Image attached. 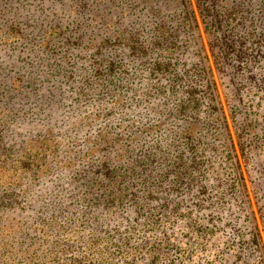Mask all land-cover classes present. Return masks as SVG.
I'll return each instance as SVG.
<instances>
[{
  "label": "trees",
  "instance_id": "obj_1",
  "mask_svg": "<svg viewBox=\"0 0 264 264\" xmlns=\"http://www.w3.org/2000/svg\"><path fill=\"white\" fill-rule=\"evenodd\" d=\"M0 7L3 37L31 45L18 82L25 75L26 87L56 84L63 94L68 84L74 99L66 106L95 107L81 116L89 146L63 147L49 126L28 123L18 144L9 141L10 121L0 120V163L21 162L18 189H0L6 240L18 231L12 220L31 218L27 226L51 238L40 251L47 264H118L110 247L121 245L130 259L120 264H209L208 256L264 264L248 198L247 211L239 210L250 215L249 228H223L227 221L219 227L226 246L212 238L214 216L227 218L223 210L247 194L236 147L247 165L264 146V0H0ZM56 8L64 13L54 20ZM75 75L84 77L80 85ZM34 101L44 122H64L48 96ZM28 141L39 142L33 156L23 151ZM259 182L260 195L264 173Z\"/></svg>",
  "mask_w": 264,
  "mask_h": 264
},
{
  "label": "rangeland",
  "instance_id": "obj_2",
  "mask_svg": "<svg viewBox=\"0 0 264 264\" xmlns=\"http://www.w3.org/2000/svg\"><path fill=\"white\" fill-rule=\"evenodd\" d=\"M15 5L18 6V3ZM56 10L57 13L56 16L54 17V20L56 17H59L61 15L60 13H64L60 11L58 8H56ZM27 13L28 14L31 13V10L28 11ZM30 18L31 17L27 19L26 21L27 24L31 23ZM13 19H18L17 15L15 16L13 15L11 20ZM200 31L203 36V42L208 56V63L211 65L214 78L217 80V76L215 75V71L210 58L211 56L207 48V43L204 34L202 32L201 25H200ZM30 46L31 45L24 47V43L19 44V40L15 39V37L5 38L0 33V61H2L0 67H3L2 70L0 71L1 74L0 76H3L4 78V79H0V80H4V83L0 82V118H1L0 120L2 121L5 120V122L6 120L10 121L9 129L7 130L9 141H13L16 139L18 140V144H22L27 138L29 132L28 133L23 132L22 130L23 127H21V125L23 123H28L30 126L33 124L37 126V127L35 126L33 127L36 128L35 131L39 128L38 126L41 127L43 126L42 127L43 129L49 126V128L45 132H50L52 136H56L57 138H60L63 142H65L63 147H66L67 144H71V142L73 143L75 142L76 144H78L77 146H89L90 142L85 143L84 141V137L89 134L88 130H86L87 126L83 125L82 123L84 122L85 117H81L85 114L84 113L85 109H83V107L86 106L85 105L83 107L78 106L76 110L72 108V106H75L74 104L72 105L70 104L69 107L66 106L74 99L73 98L74 92H72V90L69 91L68 84L62 85L65 87L64 93L67 94L65 95L63 93H60L59 90L60 87L56 84L55 85L53 84V87L49 85L48 86L44 85L43 83L38 88H33V86H31L30 88L26 87L25 75H23L22 79L18 82V78H19L18 76H21L20 74H22L21 73L22 69L20 68L22 62L21 59L25 58V56L29 54L28 50L30 49L29 48ZM72 60L73 59H71L70 61ZM80 60L79 62L81 63L82 61ZM60 73H62V71H59V75H58L59 78H60ZM13 78H14V82H13L14 89L13 86H10V82ZM83 80L84 77L80 78L79 76L75 75V82H74L75 86L77 84L80 85ZM85 85H87V83H85ZM10 94H13L14 98H12L10 101H7L8 97H10ZM26 95H28L29 97H27ZM220 95L227 114V108L225 106L224 99L222 97V94ZM40 96H44V97L48 96L49 110L51 111L54 110L56 114H59L58 117H61L62 121H64L63 123L60 124V126H58L57 124L51 125L52 123L50 121L52 119H49V121L46 120L45 122L42 120L44 113L38 110V104L34 101V98L36 97L39 98ZM79 103L80 102H78L77 104L79 105ZM88 106L89 107L86 108L95 110V107L92 108V106L90 105ZM228 122L230 125V131L233 134V127L231 125L229 118H228ZM45 142H48V140H46ZM8 143L10 142L7 141V144ZM37 144H39V142L28 141L26 142V146L23 149V151H25L27 154L30 153L33 156V154H35V152L37 151ZM236 151H237V157L239 159L241 171L244 176V181L247 190L245 192H247V194L246 197H244L243 202H241L240 204H234V207H231L227 211L223 210V213L226 214L225 216H227V218L222 217L220 215H217V217L214 216L212 222H214L215 226L213 227L214 234L212 238H214V241L220 243L219 247L226 246L225 244L221 245L223 240L225 242L226 238L222 236V231L220 228L221 225H223L227 221L228 222L230 221V224L224 225L223 228H229L230 225L233 224L235 225V227L238 226L246 227V230L249 228V225L252 224L250 215L247 213L243 215L245 209L242 212L239 210L241 207H245L247 211L248 206L246 205V203L248 198L251 204V208L254 211L258 230L261 235L262 244L264 246V230L262 225V221H264V216L263 219H261L258 211V208L261 207V210H263L264 212V194L259 195L260 191H257L258 190L257 187L260 186L259 180L263 179V173H264V146L259 147L258 151L252 157L250 163L247 165H244L242 160V155L239 153L237 147H236ZM20 164H21L20 159L19 161L17 160L14 164L10 162H6L5 164L1 165L0 163V189L2 188L6 192L11 189H13V191L18 189V186H15L14 184H17L21 173ZM240 194L243 195V192L241 191ZM238 201L237 203H239ZM202 212L203 210L200 209L198 213L201 214ZM234 215H236V217H239V219L237 220L239 222L238 224L234 223L233 220L232 221L230 220V218H233ZM30 217L33 218L32 215H30ZM198 219L202 220L201 217H198ZM30 220L31 218L27 220L25 223H22L21 221H17V219L11 221L12 224L17 225L15 229L18 230L15 233L13 240L10 239L6 240V236H4L6 232L5 230H3V228L5 227H2L0 229V255H1L0 264H24V262H29L31 264L34 261H36L35 264H47L50 262L48 261L49 260L48 252H40V251L43 247V244L47 243V241L50 242L51 238L48 235L46 236V238H43V235H41L37 225L27 226ZM108 226H110V223ZM121 227L123 226L122 225L120 226V230ZM109 228L110 227L106 228V230ZM112 233L113 231L108 230L106 236H109ZM216 236L219 237L217 238ZM210 242L211 241H209L205 245L206 252L211 251ZM105 244L106 242H102L98 247L99 250L96 252V254L91 253L90 255L95 254L94 255L95 257L99 256L104 251V249L107 248L105 247ZM227 244L229 245L225 252L226 255L230 257L231 255L229 254L231 253L233 254L234 249L231 242ZM123 247L124 246L121 245V248L119 247V250L110 247V250L114 251V253L112 254L113 255L112 260L116 261L118 264H120L123 260L128 261L130 259L129 256H126L128 254H125L123 252L122 250ZM211 257L212 256H208L207 258V260L210 259L209 264H217L216 262H213V260L211 261ZM96 259L99 260V257H96ZM203 260L204 259L202 258L200 262H204ZM231 260L232 259L230 258L229 261ZM186 264H189V262H187ZM235 264H240V261L237 260Z\"/></svg>",
  "mask_w": 264,
  "mask_h": 264
}]
</instances>
